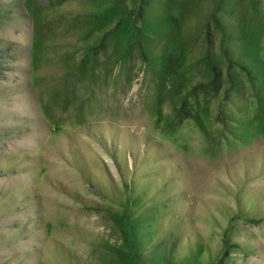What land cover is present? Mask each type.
I'll return each mask as SVG.
<instances>
[{
  "label": "rangeland",
  "instance_id": "rangeland-1",
  "mask_svg": "<svg viewBox=\"0 0 264 264\" xmlns=\"http://www.w3.org/2000/svg\"><path fill=\"white\" fill-rule=\"evenodd\" d=\"M0 264H264V0H0Z\"/></svg>",
  "mask_w": 264,
  "mask_h": 264
},
{
  "label": "bare ground",
  "instance_id": "bare-ground-1",
  "mask_svg": "<svg viewBox=\"0 0 264 264\" xmlns=\"http://www.w3.org/2000/svg\"><path fill=\"white\" fill-rule=\"evenodd\" d=\"M86 219V218H85ZM82 220V219H81ZM92 222V221H91Z\"/></svg>",
  "mask_w": 264,
  "mask_h": 264
}]
</instances>
